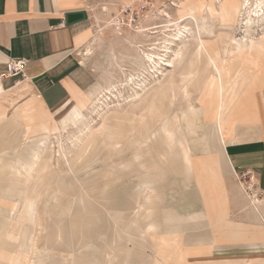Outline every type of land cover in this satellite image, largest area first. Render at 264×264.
Masks as SVG:
<instances>
[{
  "label": "bare ground",
  "instance_id": "bare-ground-1",
  "mask_svg": "<svg viewBox=\"0 0 264 264\" xmlns=\"http://www.w3.org/2000/svg\"><path fill=\"white\" fill-rule=\"evenodd\" d=\"M188 3L179 18L165 15L169 25L135 28L140 35L173 29H168L162 43L145 51L126 40L134 51V73L126 75L113 54L110 64L123 81L104 89L94 86L91 101L73 110L64 126L58 125L54 112L40 114L42 124L18 148L17 159L0 158L1 182L27 190L39 188L11 207L0 202V264H117L118 258L122 264L128 252L118 244L119 236L156 231L150 237L157 239L159 207L171 197L166 188L178 183L168 177L189 181L191 159L222 150L224 128L229 127L222 123L227 115L244 105L249 93L264 86V71L257 69L264 65V0ZM214 26L219 35L210 46L207 40L214 35ZM85 51L88 56L91 49ZM123 86L131 93L124 94ZM210 93L217 95L216 105L214 98L205 104L197 102L202 94L211 98ZM59 161L67 166L62 191L77 188L83 196L72 224L58 206L50 182L43 178L53 169L60 170ZM136 177L142 179L135 183ZM122 179L129 181L125 199L106 192L93 205L89 197L94 190L86 181L100 182L96 188L108 189ZM133 190L143 198L137 206ZM43 214L48 224L42 222ZM62 222L65 225L59 227ZM93 226L98 234L80 231ZM105 226L111 231H103ZM11 244L17 253L6 261Z\"/></svg>",
  "mask_w": 264,
  "mask_h": 264
},
{
  "label": "crops",
  "instance_id": "crops-1",
  "mask_svg": "<svg viewBox=\"0 0 264 264\" xmlns=\"http://www.w3.org/2000/svg\"><path fill=\"white\" fill-rule=\"evenodd\" d=\"M91 34L88 0H0V158L17 159L18 148L42 124L40 114L54 112L64 126L73 110L91 101L97 84L84 91L76 54ZM18 59L26 62L23 76L1 77L8 62ZM243 103L222 123L229 126L222 150L193 161L194 187L180 180L196 204L182 203L185 191L166 200L154 226L159 241L150 237L156 231L118 237L128 252L122 264H143V258L144 264H264V199L250 197L248 203L236 184L244 175L264 196V86ZM1 181L0 202L6 207L39 190ZM42 222L48 224L44 214Z\"/></svg>",
  "mask_w": 264,
  "mask_h": 264
},
{
  "label": "rangeland",
  "instance_id": "rangeland-1",
  "mask_svg": "<svg viewBox=\"0 0 264 264\" xmlns=\"http://www.w3.org/2000/svg\"><path fill=\"white\" fill-rule=\"evenodd\" d=\"M190 0H88L89 3V11L92 17V34L90 39L85 43L83 48L78 50L77 58L79 60V80L82 84V88L84 91H88L93 85L97 84L98 88L104 89L110 83H116L118 81H123L124 77L121 76L116 66H111L110 59L112 55L115 54L117 56L119 64L122 66V70L127 75L134 73L132 70L134 65L132 64L131 56L133 55V49L126 43V40L134 42L141 50L145 51L153 48L152 45L157 43H162L163 37L168 33V29L171 28H159L156 30H148V32L143 33V35L134 33L135 28H151L154 25L165 26L169 25L168 18L165 16L168 14L171 16L170 18L177 19L184 12L182 7L188 5ZM203 4L207 3V0H201ZM167 12V13H166ZM193 16H197L198 14L195 12H191ZM160 16V17H159ZM166 21V22H165ZM166 29V30H165ZM173 29V28H172ZM133 30V31H132ZM214 35L211 36L209 41V45L213 46L215 44V40L219 35V28L214 26ZM156 32V33H155ZM153 33V34H151ZM153 36V37H152ZM142 42L143 44H140ZM139 43V44H137ZM218 46V45H217ZM90 48V54L86 56V48ZM151 47V48H150ZM233 56V54H230ZM226 56V55H225ZM219 58H223L222 55L218 56ZM233 58V57H231ZM120 59V60H119ZM242 59L246 60L245 57ZM131 62V63H130ZM130 64V65H129ZM253 69V68H252ZM256 69V68H255ZM259 71H264V65L257 68ZM239 70V69H238ZM117 72V74H116ZM244 71H241V74ZM120 76V77H119ZM240 77V76H239ZM114 78L116 80H114ZM118 79V80H117ZM239 79V78H238ZM112 82H111V81ZM209 84V83H208ZM119 85V84H118ZM125 89H124V88ZM120 87V90L123 91L124 94L131 93L130 88L127 86ZM127 87V88H126ZM128 89L130 91H128ZM115 92V91H114ZM105 93L109 94L108 91ZM205 94V93H204ZM211 95V93H210ZM112 95H110L111 97ZM212 97H204L203 94L197 98V102L201 104H205L210 102L212 98H214L215 105L218 103V97L216 94L211 95ZM113 99V96L111 97ZM210 99V100H209ZM231 97L228 98V102L231 101ZM63 134L66 133L63 131ZM208 157V156H207ZM55 158H57V154H55ZM197 158V157H196ZM191 159V162L188 164L190 167L189 172V185L193 186V161L196 159ZM58 165L59 169L51 170L49 173L44 175V180L50 182L52 193L57 198L58 206L63 208V215L67 217L66 219L72 224L75 222V215L77 214L80 203L79 200L82 196L80 190L77 188H73L71 193H67V191H62V185L65 183V175L63 174L64 169L67 168L63 162ZM56 164V163H55ZM183 165H187L186 162L183 161ZM82 168V167H81ZM142 178L136 177L135 183H138ZM170 181L175 180L180 185L178 186L175 182H172V185L169 189H176L174 191L168 192L173 198L177 199L178 196L176 192L181 193L184 198L187 199L189 204L194 203V197L189 189H184L182 182L180 179H175L171 176L168 177ZM106 181V180H105ZM100 182L86 181V185L91 187L93 192L90 194L91 201H98L101 195L104 193H115L116 197L120 200L125 199L127 193L125 194L126 188L129 186V181L126 179H122L117 181L114 185L110 186L108 189H99L96 188ZM237 189L240 191L241 188H245L244 197L247 199L248 203L251 202V198L255 200H263L264 196H261L255 188H253L252 183L245 182L241 176H239L236 180ZM243 186V187H242ZM189 187V186H187ZM251 187V190L249 189ZM135 191V192H134ZM135 204L138 205L137 202L143 200L138 190H133ZM251 197V198H250ZM260 199V200H259ZM47 198H43V202L46 201ZM55 203V202H54ZM177 203V200L174 201ZM94 205V202H93ZM45 207L46 206H41ZM138 229V228H137ZM136 229V231H137ZM102 230H110L111 228L103 227ZM74 232H77V229L73 228ZM80 231H89L98 234V227H86ZM15 240V238H12ZM119 239H122V236H119ZM12 247L7 249L8 252V260L15 257L17 250L15 244H11ZM128 247L131 248V244H128ZM102 255V254H101ZM139 262V261H138ZM144 264V258H143Z\"/></svg>",
  "mask_w": 264,
  "mask_h": 264
},
{
  "label": "built area",
  "instance_id": "built-area-1",
  "mask_svg": "<svg viewBox=\"0 0 264 264\" xmlns=\"http://www.w3.org/2000/svg\"><path fill=\"white\" fill-rule=\"evenodd\" d=\"M25 63L26 62L23 59L9 61L7 73L2 75L1 77L11 78V77H15L18 75L23 76L22 71H23V68L25 66ZM241 178H243V180H244V175H242ZM253 188H255L254 185H253Z\"/></svg>",
  "mask_w": 264,
  "mask_h": 264
}]
</instances>
